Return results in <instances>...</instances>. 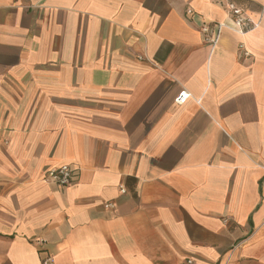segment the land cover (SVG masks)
<instances>
[{
  "label": "crops",
  "instance_id": "0c3cea01",
  "mask_svg": "<svg viewBox=\"0 0 264 264\" xmlns=\"http://www.w3.org/2000/svg\"><path fill=\"white\" fill-rule=\"evenodd\" d=\"M41 250L264 264V0H0V264Z\"/></svg>",
  "mask_w": 264,
  "mask_h": 264
},
{
  "label": "built area",
  "instance_id": "2783aa9c",
  "mask_svg": "<svg viewBox=\"0 0 264 264\" xmlns=\"http://www.w3.org/2000/svg\"><path fill=\"white\" fill-rule=\"evenodd\" d=\"M228 8H229V10H230V12L234 18L233 21H234V24L236 27L242 29L243 26L249 25V29H251V28H255V27L259 26V23L255 24L251 20L246 18L243 14V11L240 8H237L235 5L229 4ZM223 27H224V25L220 24L217 27L218 32L220 30H222ZM201 31L204 34H208L210 32V26L204 24L201 27ZM240 32H242V31H240ZM214 44H216V40H215ZM188 99H189V95L183 92L176 99V103L179 105H183L186 103V101ZM74 177H75V170L72 167H70L69 165H62L58 168H54V169L49 170L42 179L46 183L54 184L58 187L65 188V187L70 186L73 183ZM122 192L124 193L125 190L122 189ZM36 244L39 247H44L46 245V241L37 240ZM40 252H42V254H45V257L42 259V264H53L54 263V258L52 255H49L48 253H46L43 250H41ZM191 263L192 262H190V264Z\"/></svg>",
  "mask_w": 264,
  "mask_h": 264
}]
</instances>
